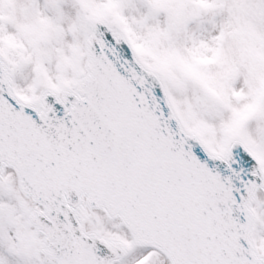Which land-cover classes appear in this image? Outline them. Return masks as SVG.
<instances>
[{
	"label": "snow or ice",
	"instance_id": "snow-or-ice-1",
	"mask_svg": "<svg viewBox=\"0 0 264 264\" xmlns=\"http://www.w3.org/2000/svg\"><path fill=\"white\" fill-rule=\"evenodd\" d=\"M0 264H264V0H0Z\"/></svg>",
	"mask_w": 264,
	"mask_h": 264
}]
</instances>
